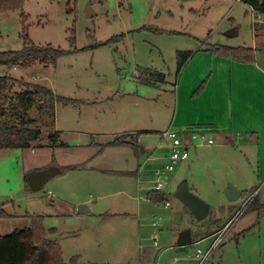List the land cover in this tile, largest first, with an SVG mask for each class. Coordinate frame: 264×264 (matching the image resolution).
<instances>
[{"label": "rangeland", "instance_id": "1", "mask_svg": "<svg viewBox=\"0 0 264 264\" xmlns=\"http://www.w3.org/2000/svg\"><path fill=\"white\" fill-rule=\"evenodd\" d=\"M88 5L90 17L85 16ZM254 25L263 28L264 19L240 0H25L21 9L0 13L1 52L20 50L24 31L34 45L67 52L49 65H0V76L45 86L77 102L46 100L44 111L32 108L28 117L36 121L40 139L28 149L0 150V206L10 216L0 220V236L26 229L30 217L40 216L64 264L75 259L124 264V250L138 226L144 238L155 236L159 247L177 250L175 222L185 218L172 195L181 178L212 210L227 206V184L245 183L248 195L258 187L254 196L263 202L264 32H255ZM234 28L235 36L224 35ZM218 46L254 49L253 63L243 65L207 51ZM177 52H192L178 74ZM144 69L164 73L165 83L142 85L137 78ZM170 125L203 130L214 143L198 142L187 160L163 172L165 208L148 202L154 183L147 180L154 174L147 173L142 161L150 154L148 165H157L152 172L168 164L163 155L169 144L160 132ZM139 130L150 132L140 133L137 142L133 131ZM55 132L64 145L51 148L49 137ZM222 133L232 142H224ZM126 134L138 152L110 145ZM48 167L61 173L42 190H27V175ZM79 207L90 211L78 215ZM241 214L205 264H260L264 233L256 225L236 233L241 225L252 224H247L248 213ZM208 243L184 247L186 259L175 264H197L191 256Z\"/></svg>", "mask_w": 264, "mask_h": 264}, {"label": "trees", "instance_id": "2", "mask_svg": "<svg viewBox=\"0 0 264 264\" xmlns=\"http://www.w3.org/2000/svg\"><path fill=\"white\" fill-rule=\"evenodd\" d=\"M25 0H0V13L19 10ZM243 1L256 17L264 19V0H240ZM25 19V15H22ZM253 30H263L264 27L253 26ZM123 36V35H122ZM114 37L106 42L98 43L97 46H106L110 42L117 41ZM119 40V39H118ZM210 53L221 58L231 59L237 63L248 65L253 63L254 49L251 48H231V47H212L208 49ZM67 52L54 48L51 45H34L28 38L25 31L22 34V48L17 51H0V65L7 67L26 68L34 63L49 65L63 56ZM192 52H177L176 54V73L178 74L185 64L191 59ZM143 76L138 78L139 83L144 86L157 87L158 84L165 83L166 75L156 70L144 69ZM195 94H198L195 93ZM46 100L51 103H62L63 105L76 104L64 97L54 95L51 89L34 83H29L23 79H13L9 76H0V150L8 149H28L32 143L41 137V132L36 126V121L30 119L28 114L32 108L44 111ZM132 135L126 134L118 137L110 145L129 146L138 152V145L131 139ZM51 148L61 145L58 144V133L49 137ZM127 139L131 140L128 141ZM134 140V139H133ZM26 189L29 190L26 179ZM153 202L164 204V199L158 193H154ZM256 196L253 197L247 208L255 204ZM211 214L203 219V227H199L200 234L206 235L209 232L218 231L214 223L209 220ZM10 216L0 206V220H8ZM30 226L26 229L15 230L6 236H0V264H64L61 256L60 247L56 240L48 236V232L42 227L40 216L30 217ZM226 223V222H225ZM224 223V224H225ZM75 262V261H74Z\"/></svg>", "mask_w": 264, "mask_h": 264}, {"label": "crops", "instance_id": "3", "mask_svg": "<svg viewBox=\"0 0 264 264\" xmlns=\"http://www.w3.org/2000/svg\"><path fill=\"white\" fill-rule=\"evenodd\" d=\"M185 1L186 2H191L193 0H185ZM235 31H236V29H235ZM187 63L185 64V66L187 65ZM197 96H198V94L194 95L193 98H197ZM169 128H172L173 130H176V131L180 132L184 144H186V142L188 141L189 135L192 133L191 129H187L185 131L184 130L182 131L180 126L177 127V129H176L173 126L170 125L166 129H169ZM166 129H165V131H166ZM143 132L148 133L150 131H145V130L133 131V133L137 134V137H136V141L137 142H138V139H139V136H140L139 134L143 133ZM163 132L164 131L160 132V134L163 133ZM221 137H222L223 141L226 142V143H231L232 142L231 139L229 138V135H226V133H222ZM191 147L195 148L196 146L195 145H187L186 146L187 152H188L187 159L189 158V149ZM169 152H170V148H169V145H168L167 152L163 155L164 159H167V157L169 155ZM144 153H146V152L142 149L141 155H143ZM148 156L142 162H143V164H145V168H147L146 169L147 173H152L153 174L154 171L152 172V170L157 168V165H154V164L148 165L149 160H150V158H148ZM140 160L141 159H139V157H137L138 166H139V161ZM152 162H157V160L156 161L153 160ZM181 162H183V161H181ZM34 171H39V170L36 169ZM165 173H167V172H165ZM147 177H148V175H147ZM162 178H163V180L165 179L164 180L165 183H166L165 187L168 186L167 182H166L167 178H166V176L164 177V174L162 175ZM181 179L175 184L174 188L177 187L178 184L181 181H183ZM262 179L264 180V175L262 176ZM154 180H155V177L153 178V180H150V181L147 180V182L153 183ZM188 186H189L190 191L192 192V189L190 188L189 184H188ZM236 187L241 191L240 198L236 202L230 203V202L227 201V206H216L215 208H213V210L210 207L209 213L211 214V217L209 218V220H211V222L214 223L217 228L223 226L225 222H227L228 220L232 219L239 211H243L245 207L247 208V206L252 201V199L254 197V194L256 193V191L258 189V187L255 188L253 190V192L250 195H248V193L246 191L247 189L245 188V187H247V185L245 183L242 186H236ZM175 189H174V191H175ZM245 193L248 196L245 197V199H244L242 197H243V195ZM158 194L161 196L162 199H164V202H168V200L166 199V197H167L166 194H164V193H158ZM50 198L53 199V195H51ZM153 199H154V194H151L149 199H148V202L157 204V203L153 202ZM243 199H244V201H243ZM240 201H243V202L241 203ZM239 203H240V205H239ZM88 211H90V209ZM179 212L182 213V216L185 219H181L183 221H181L179 223L175 222V227H177V228L179 227L178 228L179 229V235L185 230H189L190 231V233H191V243L189 245L180 246L178 244V240H179V235H178L177 242L175 243L177 250H175V251H171L172 249H169V247H166V246H162V247H159L158 245L154 246L153 245V237H152L151 240L149 238H144L143 237V233L141 234L140 230H138V228H139V226H138L137 230L135 228H134V230H132L133 232L131 233L130 240L128 241L129 242L128 248H126L124 250L123 258L124 257L126 258L125 259L126 262H124V264H175L176 262H178L180 260L186 259V257H183V256H185L184 247L189 246V247L193 248V247L201 244L204 241H209V243L207 244V247H208L209 244L211 243L210 241L212 240V236L214 235V233L216 231L209 232L206 235L200 234L198 229H199V227H203L204 226V223H202L203 220L200 221V222L197 221L198 223H194L196 220L194 219V217L191 215V213L183 205H181V208H180ZM247 213L250 216L249 219H248L247 224L248 223H252V224L247 225L245 227L243 225H241L240 227H238L236 229V233H238L239 235L240 234H244L247 229H253V227L255 225L258 228L260 235H261V233H264V201L260 202V199L257 196L255 204L251 205L249 210H247L246 212H244V211L242 212L243 215L247 214ZM131 226H134V223H130V227ZM239 239H240V237L237 238V241H239ZM198 241H201V242L199 244H197V245H193V243L198 242ZM151 242H152V244H151ZM206 248H204V249H206ZM213 254H212V256H213ZM212 256L210 257V259L212 258ZM187 259H190V257H187ZM191 260L192 261L194 260V254L191 256ZM74 261L72 262V264H84V263L80 262L79 260L77 261L76 259ZM94 264H96V263H94ZM260 264H264V255H262V254H261Z\"/></svg>", "mask_w": 264, "mask_h": 264}, {"label": "built area", "instance_id": "4", "mask_svg": "<svg viewBox=\"0 0 264 264\" xmlns=\"http://www.w3.org/2000/svg\"><path fill=\"white\" fill-rule=\"evenodd\" d=\"M161 139H163L165 142L169 144L170 152L167 157L168 164L164 167L162 171L155 170L154 171V177L155 180L153 181L154 187L150 190V195L154 193H160L161 190L165 186V181L162 178L163 172H172L174 170V166L177 165L179 162L184 161L188 157L187 152V145H195L199 142L201 144L205 145H212L214 143L211 136H208L203 130H197L195 132H192L189 137L186 144H184L180 132L168 129L165 132H163L160 135ZM50 196V193H48V197ZM163 206L166 208L168 207V203L165 202ZM246 207L244 208V210ZM243 210V211H244ZM239 211L232 219L228 220L218 231L214 233L212 236L211 243L206 249L196 248L194 252V260H197V264H205L212 254L219 248V246L224 241V238L226 237V234L229 232V229L233 222L237 220L239 217V214L241 212ZM157 225L155 222L151 223V227L155 228ZM201 241L193 243V245L199 244ZM153 245H158V240L155 236H153ZM171 249V248H169Z\"/></svg>", "mask_w": 264, "mask_h": 264}, {"label": "water", "instance_id": "5", "mask_svg": "<svg viewBox=\"0 0 264 264\" xmlns=\"http://www.w3.org/2000/svg\"><path fill=\"white\" fill-rule=\"evenodd\" d=\"M93 12L88 5L85 12L86 17H90ZM226 37H233L236 35L235 29H230L224 34ZM61 173L58 167H48L43 170L33 171L26 177L28 188L31 192H38L42 190L44 185L55 176ZM241 191L232 184H227L223 189V195L225 199L230 202H236L240 198ZM173 198L183 205L198 222L202 221L208 216L210 205L202 201L199 197L193 194L188 186L187 181H181L176 187ZM88 213L86 207H79L78 215ZM191 243V233L189 230L183 231L179 235L178 244L180 246L189 245Z\"/></svg>", "mask_w": 264, "mask_h": 264}]
</instances>
